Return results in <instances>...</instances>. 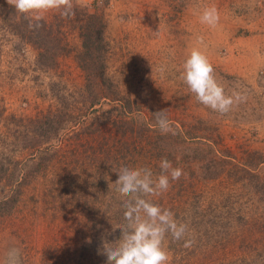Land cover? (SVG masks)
I'll return each mask as SVG.
<instances>
[{"label":"rangeland","instance_id":"rangeland-1","mask_svg":"<svg viewBox=\"0 0 264 264\" xmlns=\"http://www.w3.org/2000/svg\"><path fill=\"white\" fill-rule=\"evenodd\" d=\"M73 5L36 22L0 0V264L11 247L21 264H106L125 224L116 171L155 178L163 158L184 175L150 199L194 241L166 236L169 264H264V0ZM212 6L216 28L199 20ZM193 48L244 102H196L178 79Z\"/></svg>","mask_w":264,"mask_h":264},{"label":"clouds","instance_id":"clouds-1","mask_svg":"<svg viewBox=\"0 0 264 264\" xmlns=\"http://www.w3.org/2000/svg\"><path fill=\"white\" fill-rule=\"evenodd\" d=\"M7 3L21 16L31 17L36 22L43 20L48 12H58L62 18L74 15L73 0H7ZM219 19L215 6L205 8L199 17L200 23L210 28H216ZM39 26V23L35 24V27ZM197 39L198 43H203V37ZM158 72L163 75L166 68L161 66ZM178 79L197 103L221 115L227 113L234 104L246 99L239 92L225 94L224 87L217 83L208 57L196 48L191 50L183 62ZM166 111L152 114L155 126L162 134L175 135ZM159 167L161 172L155 178L152 170L147 167L123 166L116 171L118 179L114 183L115 191L125 209V224L120 226V238L114 246L113 243L103 244L106 264H169L170 256L164 247L168 235L173 241L184 240L185 248L193 244L191 239H185L187 225L178 222L171 210L161 208L150 199L167 192L171 186L170 181H178L184 175L181 168H174L166 158L160 161ZM2 264H21L20 249L9 248Z\"/></svg>","mask_w":264,"mask_h":264}]
</instances>
